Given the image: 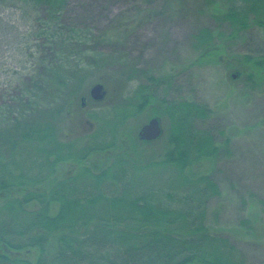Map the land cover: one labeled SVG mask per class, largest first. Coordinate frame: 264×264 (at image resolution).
<instances>
[{"label":"trees","instance_id":"16d2710c","mask_svg":"<svg viewBox=\"0 0 264 264\" xmlns=\"http://www.w3.org/2000/svg\"><path fill=\"white\" fill-rule=\"evenodd\" d=\"M69 2L0 0V60L20 46L41 49L31 54L34 59L43 55L32 74L18 77V86L0 85V264H246L238 246L208 226L209 204L222 188L212 167H198L216 162L228 139L221 142L223 130L207 125L212 112L206 106L163 99L158 104L170 127L162 154L138 157L140 144L161 137L135 138L132 153L114 156L99 172L85 165L94 153L116 148L131 120L163 113L150 111L155 99L147 85L124 97L127 83L116 79L120 97L111 108L90 110L96 128L74 136L76 115L86 110L78 91L86 71L81 46L87 42L84 32L63 23ZM212 2L219 27H203L196 49L219 46L222 28L232 36L264 28V0ZM93 60L99 67L107 58ZM246 64L251 80L264 71V57H247ZM10 72L7 67L5 76ZM100 82L106 87L110 79ZM106 99L90 96L98 106ZM60 112L75 126L58 135L54 114ZM68 162L77 171L56 180ZM23 251L36 252L35 262L16 255Z\"/></svg>","mask_w":264,"mask_h":264},{"label":"rangeland","instance_id":"374dc122","mask_svg":"<svg viewBox=\"0 0 264 264\" xmlns=\"http://www.w3.org/2000/svg\"><path fill=\"white\" fill-rule=\"evenodd\" d=\"M69 1L63 23L77 27L86 35L87 45L81 46L86 48V55L82 56L86 71L78 91V101L85 103L86 110L81 114L75 112L77 126L67 113H55L58 135L71 126H75L74 136L94 130L96 123L88 112L114 105L119 95L116 79L127 83L124 97H130L139 85H147L146 93L155 99L150 111L163 113L164 107L158 104L163 99L206 106L212 112L207 125L223 130L217 133L218 140L228 139L216 162H203L198 167H212L222 188L221 197L209 204L208 226L236 244L246 264H264V71L251 80L245 74L251 66L250 69L244 66L247 57L253 60L264 57V28L252 26L236 36L222 28L224 40L219 46L200 51L195 47L200 30L219 27L213 17L216 4L212 0ZM40 50L20 46L9 53L8 60H0L1 88L10 86L11 82L12 86H18V77L32 74L40 66L43 55L34 59L31 54ZM44 51L48 63L50 52ZM98 56L107 58L99 67L93 60ZM7 67L11 72L5 76ZM252 72L255 73L253 69ZM105 78L110 79L104 89L107 99L101 106L94 105L90 100L91 88L103 84L100 80ZM143 117L124 126L116 148L94 153L85 165L99 172L114 156L130 153L133 140L139 138L141 128L154 117L160 121L161 138L149 146L140 144L141 154L136 156L162 154L170 127L167 115ZM143 150L148 152L142 154ZM78 167L69 162L61 165L56 180L76 172ZM16 255L33 262L37 257L36 252L26 255L23 251Z\"/></svg>","mask_w":264,"mask_h":264},{"label":"water","instance_id":"95a60500","mask_svg":"<svg viewBox=\"0 0 264 264\" xmlns=\"http://www.w3.org/2000/svg\"><path fill=\"white\" fill-rule=\"evenodd\" d=\"M105 87L101 83L95 84L90 91V95L94 100H102L105 97ZM162 134V127L158 118H152L147 124H145L140 132L139 138L144 141H154L158 139Z\"/></svg>","mask_w":264,"mask_h":264}]
</instances>
